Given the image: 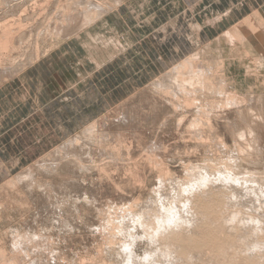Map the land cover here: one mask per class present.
Listing matches in <instances>:
<instances>
[{
  "label": "rangeland",
  "instance_id": "1",
  "mask_svg": "<svg viewBox=\"0 0 264 264\" xmlns=\"http://www.w3.org/2000/svg\"><path fill=\"white\" fill-rule=\"evenodd\" d=\"M86 1L0 0L6 264H126L128 243L141 258L158 255L132 217L147 203H185L195 192L178 188L202 175L235 174L264 192V45H251L264 41V0H101L107 35L128 39L125 52L89 35L104 32L85 23ZM121 16L125 29L112 23ZM56 52V65L42 61ZM207 204L220 220L245 208ZM211 229L201 256L222 242Z\"/></svg>",
  "mask_w": 264,
  "mask_h": 264
},
{
  "label": "bare ground",
  "instance_id": "2",
  "mask_svg": "<svg viewBox=\"0 0 264 264\" xmlns=\"http://www.w3.org/2000/svg\"><path fill=\"white\" fill-rule=\"evenodd\" d=\"M100 1L87 0L84 5L89 9L87 13H84L83 15L85 17V23L89 27H97L100 25L98 22L101 21V29H103L104 32L103 34L89 33V35L92 36V38L98 42V45L102 47L103 45H107V43H115L116 47L119 46V49H117L118 51L120 50V52H125L128 49L127 45L130 44V41L128 39L125 41L114 40L113 36L107 35L108 32L106 31V26H108V21L101 19L106 16L109 9L104 8L102 1ZM74 20L75 19L72 15H68L65 18L66 22H74ZM197 28L199 29L200 27L198 26ZM111 30L115 32L114 29ZM66 32L68 34L69 30ZM113 32H111L112 35H114ZM67 34L66 36L68 40H72L70 43L71 46L74 44L79 46L80 40L76 36L71 37ZM115 34H117V31ZM165 34L166 33H164V35ZM253 40L254 43L251 45L255 44L257 46L259 44V46H257L259 48L264 45V41L262 39L253 37ZM191 42H194V45L197 44L196 40H192ZM76 45H74L72 49L77 50ZM108 47H110L107 48L108 51L112 49L111 45ZM97 48L98 47H96V49ZM195 49H192V52ZM97 50H99V48ZM110 52H115V50H111ZM185 62L187 63L188 60ZM186 63H183V66L181 65L182 69L187 67L184 65ZM185 73L184 76L186 75ZM235 169L237 168H233V170ZM209 177V175H202L199 178L194 179V181L190 184L188 183L185 186L178 188V191L180 192H195L188 200L185 201V203L175 201L169 206L147 203L145 206L141 207L139 213L132 217L134 224L132 225V222H129L131 224L130 226H137V223H140L146 234L152 233L150 244L159 245L162 248H160V254L158 255L156 254L158 249H153L151 253L149 250L144 258H141L133 251L132 243H125L127 244L125 251L127 252V256L125 258L126 264H264V210L261 209L260 205V200L264 199V192L259 189V186H257L258 181L253 179L254 182L252 183V180H248L247 182L249 183H241L240 185V178L238 179V176L235 174H229L219 179L217 178L218 180L213 179L216 181H212ZM243 181H245V179H243ZM207 198L212 200V204L209 205V207L210 210L212 209L213 211L224 210V212H228V209L230 211V208H245L236 214L232 212L229 216H222L220 220L219 218L211 216L208 209ZM188 207L192 210V212L188 209ZM135 217L138 219L135 220ZM124 221L116 222L123 224ZM118 223L117 225H119ZM189 224L191 227L188 228L191 229L183 226H188ZM210 225L212 226V238L220 239L222 241L218 247L220 250L215 246L210 247L209 249H206L204 256H201L202 252L199 250L203 249L201 246L209 247L208 242L205 240L203 235H205V229H208ZM122 227L125 229L126 226ZM128 233L126 235H128ZM160 233L161 235L159 239L156 240V236ZM128 239L131 240V237H128ZM30 252H32V250ZM4 256V250L0 249V261L3 262V264H6ZM122 261L124 262V260ZM14 262L15 259L13 260V264Z\"/></svg>",
  "mask_w": 264,
  "mask_h": 264
},
{
  "label": "crops",
  "instance_id": "3",
  "mask_svg": "<svg viewBox=\"0 0 264 264\" xmlns=\"http://www.w3.org/2000/svg\"><path fill=\"white\" fill-rule=\"evenodd\" d=\"M152 9V8H151ZM263 9H264V6H263ZM264 11V10H263ZM120 13V12H119ZM123 12H122V10H121V14H122ZM112 23H114V25L116 26L117 25V27H119L120 29H125V27H126V25H125V22L123 21V17L121 16V18L119 17V19H115V21H113L112 20ZM161 24H163V21L161 22ZM134 41H136V39L135 38H132ZM141 41V40H140ZM140 43V42H139ZM60 57H59V54H57V52L56 53H54V54H52L50 57H48L47 59H44V60H42L45 64H47V65H51V64H55L56 62H60ZM116 59H114V60H112L111 61V63L109 64V65H112V69L114 68V61H115ZM42 64V63H41ZM56 65V64H55ZM40 66V65H39ZM39 66H37L36 65V67L34 68H32V70H31V74L29 75V77L30 76H32V75H34V74H36L35 72H36V68H38ZM35 70V71H34ZM43 73H47L48 74V72L46 71V70H44L43 71ZM25 78V77H24ZM26 80V78L24 79V81ZM28 80V83H29V85L33 88V86H34V88H36V83H35V81H33V84L31 83V81L29 80V79H27ZM23 83V82H22ZM33 88V89H34ZM110 92H112V90L111 91H109L108 93H110ZM107 92H106V94L104 95V94H102V98L104 99L105 97H107V94H108ZM112 95H114V93L112 94ZM113 98L115 97V96H112ZM116 98V97H115ZM93 108H95V109H92L91 107H86V108H84V109H86V112L88 113V111L90 110V113H92L93 112V110H97L96 109V107H93ZM73 122H74V120L73 121H70V120H68V123H67V126L68 127H70L71 128V126L73 125ZM80 122V121H79ZM15 128H9V130L7 131V132H11V133H14L15 132V130H14ZM5 132H0V160H4V161H8V158H7V156H11V154H10V151H9V147H8V149H7V151L5 152H1V146H5L6 144L3 142V139H4V136H5ZM0 181H2V180H0Z\"/></svg>",
  "mask_w": 264,
  "mask_h": 264
}]
</instances>
